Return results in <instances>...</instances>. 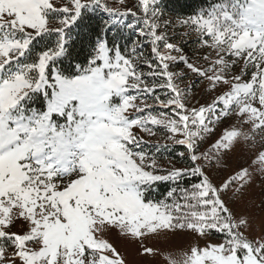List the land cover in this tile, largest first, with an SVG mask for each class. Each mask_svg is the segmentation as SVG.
<instances>
[{"label":"snow or ice","instance_id":"snow-or-ice-1","mask_svg":"<svg viewBox=\"0 0 264 264\" xmlns=\"http://www.w3.org/2000/svg\"><path fill=\"white\" fill-rule=\"evenodd\" d=\"M136 9L107 0H0V264H126L104 238L112 231L152 262L264 264V232L249 239L254 218L229 207L255 177L241 168L216 185L204 171L227 167L225 157L240 143L264 142V0H214L178 20L184 36L195 33L200 49H209L195 60L161 32L172 21L160 0H137ZM129 15L137 23L126 22ZM94 17L102 23L93 25ZM138 27L126 55L120 41L127 44L126 32ZM81 28L90 58L66 72L60 65L81 39L73 29ZM141 38L151 44L150 57L137 54ZM189 75L195 81L181 87ZM196 81L206 82L212 99L189 107ZM233 115L240 127L225 128L199 152L205 136ZM134 129L149 136L163 130L192 166L159 168L157 157L171 145L146 152ZM252 163L264 178V149ZM193 176L198 183L181 185ZM157 182L175 186L155 201L149 196ZM17 224L22 230L12 231ZM185 232L223 240L190 246L179 259L148 244Z\"/></svg>","mask_w":264,"mask_h":264},{"label":"rangeland","instance_id":"rangeland-1","mask_svg":"<svg viewBox=\"0 0 264 264\" xmlns=\"http://www.w3.org/2000/svg\"><path fill=\"white\" fill-rule=\"evenodd\" d=\"M107 3L110 7L120 9L121 11H123L125 8H131L134 11L137 10V0H124L123 5L119 3V0H107ZM186 31H188V29L183 28L178 32V27H176V24H173L172 27L169 26L167 29H164L163 27L161 28V32L181 33L178 36L171 37L170 42L174 43L173 41H175L176 43L174 44L177 45H181V43H184L180 47L183 48L184 53L192 60H195L198 56H201L209 51V49L201 50L199 45L194 47H191V45H187L184 40H196V35L195 33H191L188 36H184L183 33ZM161 51H164V49L162 48ZM173 54L175 55L176 53ZM200 63L204 65L205 62L200 61ZM242 65V61L238 62L232 72L239 73ZM249 78V76L244 77L245 80ZM189 81H195V78L192 75H189L184 80L178 81V83L181 87H184L189 83ZM205 83L206 82H195V87L193 88L191 97L192 104H190L189 107H198L200 104L211 102L212 95L204 91ZM197 101L199 102V104H197ZM137 103H139V101H137ZM149 103H152V101H149ZM154 111H156V108L154 109ZM230 126H235L237 128L240 127L239 122L234 115L227 119H224L221 123L215 126V131L213 133L205 136L204 139H206V144L212 145L215 140L219 138L222 131ZM134 131L136 135L141 137L144 141V150L146 152H150L149 149L146 148V145L148 146L150 143H167L169 145L172 144L171 141H168L166 139V133L163 130H158L155 136H149L148 134L141 132L139 129H134ZM202 144L203 148L205 146V143ZM262 149H264V142L260 140L259 136H257V140L254 146L244 145L243 143L238 144L236 148L225 157L227 167L225 169V172L219 178L218 171L215 170L214 167H204V171L210 176L212 182L216 185L221 184L224 180L228 179L233 173L239 171L241 168H248L255 177L252 184H250L245 189L246 195L244 199L235 203H229V207L234 208L237 213H246L247 215L254 218L252 228L245 233L249 239H256L261 235L262 232H264V208L260 207L261 200L264 199V178H262L261 173L258 171L259 165H253L252 163L257 152ZM198 163L204 164L205 162L199 161ZM157 165L159 168L166 170H171L172 168H186L185 166L176 164L172 160L159 157H157ZM159 174L165 173L160 172ZM225 199L227 200L228 197L225 196ZM21 230L22 229L19 224H17L12 229V231L17 232ZM104 238H106L117 249V251L124 256L126 264H166V262L163 261L160 257H157L155 262H152L151 258L138 255V245L132 241L122 238L116 231L105 234ZM222 240L223 238H201L196 236L194 233L185 232L173 236L167 242V244H156L152 241H149L148 244L152 247L165 248L167 251L172 252L174 258L179 259L180 253L188 249L190 246L199 244L201 247H203L205 243H219L222 242ZM8 255H11V249H8Z\"/></svg>","mask_w":264,"mask_h":264},{"label":"trees","instance_id":"trees-1","mask_svg":"<svg viewBox=\"0 0 264 264\" xmlns=\"http://www.w3.org/2000/svg\"><path fill=\"white\" fill-rule=\"evenodd\" d=\"M211 2H214V0H160L161 8L164 11V19L172 21V24L170 25V27H172L173 24H176V27H178V32L183 29L182 27L177 26L178 20L186 19L187 17L197 13L201 8L208 7V5ZM101 15L104 16L105 18H107L106 13H101ZM126 22L137 23V21L134 18H132L130 15L127 17ZM92 23H93V25H95L98 23H102V21L98 17H94ZM140 26L143 27L142 24ZM97 30L98 29H95V28L93 29V31H97ZM139 30L140 29L138 27V28H136V30L134 32H130V33L126 32V35L129 37L127 44H125L124 40L120 41L121 49L126 55L130 54L132 42L136 41L138 39ZM86 31L87 30H85L83 28L73 29V39H77L76 34L78 32L81 34V39H77L76 44H74L69 49L70 55L68 56L67 59H64L63 63L60 65V67L62 69H64L66 72L68 70H70V66L72 68H74V66L78 63L85 65L87 63V59L90 58L89 53L91 52V46L89 44V37L86 34ZM180 34L181 33H167V35H169L170 38L178 36ZM170 35H172V36H170ZM110 36H111V33H109V37ZM141 39H143L144 47L137 54L139 55L140 52H142L143 56H149L150 57L151 44L148 42V40L146 38H141ZM91 41L92 42L95 41L94 35L91 37ZM184 41H187L186 44L191 45V47L198 46V44L196 43V40H188L187 39ZM173 42L176 43L175 41H173ZM183 44L184 43H181V45H179V46H182ZM138 63L140 65V68L142 71H144L145 73H147L149 71V69L144 66L142 59ZM157 94L163 96L164 92H163V90L157 89ZM190 104H192L191 98L189 100V105ZM158 111H168V110L167 109H160L159 107H156V112H158ZM202 143H205V146L203 148H202V145H203ZM202 143H200L198 151L199 152L208 151L210 149L211 145L206 144V139H204ZM156 144L157 143H150L148 146L146 145V148H148L150 152L155 153L156 148L154 147V145H156ZM161 145H163V144H161ZM170 145H171V147L166 151H162L158 157L159 158H165L168 160H172L176 164L185 166L186 168L191 167L192 166L191 163L186 159L187 153H186L184 147L179 146V145H173V144H170ZM182 152L185 153L184 159H181V157H180V153H182ZM212 167H214V169L218 171V178L225 172V169H226V167L218 169V168H216L215 165H213ZM198 182H199V177H196V176H193L191 178L186 177L181 182V185L183 187H190L191 184L198 183ZM174 186L175 185H173L171 182H157L154 185L153 190L151 191L149 198L153 199L155 201L163 200V199H165L167 192ZM169 202H171V201H169ZM209 238L218 239V238H223V236L221 234L213 232V234L210 235Z\"/></svg>","mask_w":264,"mask_h":264}]
</instances>
